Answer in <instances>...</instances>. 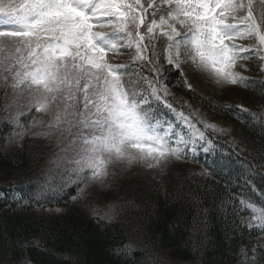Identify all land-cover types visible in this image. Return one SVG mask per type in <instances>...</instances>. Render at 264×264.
<instances>
[{"label":"snow or ice","instance_id":"6c2138e0","mask_svg":"<svg viewBox=\"0 0 264 264\" xmlns=\"http://www.w3.org/2000/svg\"><path fill=\"white\" fill-rule=\"evenodd\" d=\"M120 53H131L128 63L112 62ZM251 59L264 73V0H0V130L10 125L14 130L5 140L20 148L29 136L55 146L40 164L33 193L12 199L18 206L32 201L42 206L75 187L70 199L77 202L94 197V185L111 188L120 172L199 163L201 157L207 167L194 175L231 176L235 165L209 135L224 129L194 122L168 84L175 70L177 83L195 93L189 68L217 84H264L237 71L241 61ZM220 107L227 112L237 106ZM240 111L264 139V113ZM253 159L264 160V146ZM258 167L264 164L242 161L235 171L258 199L229 198L242 208L232 214L233 233H264V173ZM248 177H259V190ZM133 206L134 200L109 201L100 216L94 205L92 218L113 222ZM256 247L248 251L264 259ZM135 251L131 244L113 249L117 256ZM145 264H162V258L154 254Z\"/></svg>","mask_w":264,"mask_h":264},{"label":"trees","instance_id":"16d2710c","mask_svg":"<svg viewBox=\"0 0 264 264\" xmlns=\"http://www.w3.org/2000/svg\"><path fill=\"white\" fill-rule=\"evenodd\" d=\"M173 73L170 87L232 122L248 139L244 151L223 142V154L235 165L231 176L225 173L206 179L194 175L201 171L204 158L199 163L190 161L186 164L190 170L180 176L176 174L169 182L157 178L151 184L122 189L128 196L125 201L134 200L135 206L124 209L120 218L108 223L98 222L93 216L82 220L73 208L60 213L50 211L69 204L75 187L62 199L50 200L42 206L35 201L18 206L12 197L24 193L27 198L33 193L40 164L50 149H42L40 139L29 136L22 142V148L15 146L7 151L5 137L14 129L4 123L0 130V264H145L154 254L162 258V264H239L243 252L254 255L248 249L259 246L256 252L264 254V240L260 239L264 233L255 229H237L235 233L230 230L232 214L242 213V208L237 201L229 200L240 194L258 199L243 178L237 181L235 171L242 161H250L253 167L264 164V160L253 159L261 155L264 139L259 129L252 130L248 113L240 111L243 108L264 113V84H249L245 103L227 102L218 88L210 94H201L197 88L195 93L183 88L177 83L179 73L175 70ZM251 77L264 79L263 73ZM223 102L237 107L226 112L220 107ZM168 117L172 114L168 113ZM257 171L264 173V167H258ZM248 179L260 189L259 177ZM19 203L22 205L23 201ZM123 214L129 215L125 221ZM243 218L249 220L251 215L243 214ZM124 244H131L137 251L114 254L113 249ZM255 258L257 264H264L260 255Z\"/></svg>","mask_w":264,"mask_h":264},{"label":"rangeland","instance_id":"374dc122","mask_svg":"<svg viewBox=\"0 0 264 264\" xmlns=\"http://www.w3.org/2000/svg\"><path fill=\"white\" fill-rule=\"evenodd\" d=\"M146 3V0H145ZM258 3V0H257ZM238 43L244 44L245 46H249L253 43L251 40H241ZM131 53H120L117 54L112 62L113 63H125L127 60L129 61V57ZM240 64L244 65L243 67H237V71L242 73L247 77H257L260 76L261 73L257 72L255 69L259 67V62L255 59H251L248 61H241ZM186 75L188 76L189 82L193 84V87L201 94H210L215 88H218L222 92V96L226 99L227 102L238 101L245 103L247 100L246 98L249 95L250 90L248 88L243 87L242 84L238 85H226V84H217L211 78H209L206 74L194 73L190 68L186 69ZM170 89V88H169ZM176 99L181 100L184 102L183 110L186 114L189 112L193 113L194 120H202L208 123H213L218 126V128L224 129L223 132H212L215 135L222 136L225 140L230 142L232 145L237 146V148L241 150H245L248 146V140L246 137L241 133V131L236 128L231 122H228L222 118H219L212 113H209L207 110L203 108V106L194 100H191L186 94L184 93H176L174 89H170ZM1 91V90H0ZM171 99V97L169 98ZM3 104V92H0V105ZM32 116H39V114L33 113ZM9 134L8 136H10ZM38 140V139H37ZM42 144V149H46L48 147L50 151L55 150V146L50 144L48 140L40 139L38 141ZM37 142V143H38ZM16 145L14 144H6L7 151L13 150ZM190 168L185 163L176 164L175 166H170L165 169H157V170H147L144 168H134L127 173L120 172L118 173L117 180L111 186V188L100 189L98 186H93L90 191L95 193L94 197H89L88 199H81L77 202L70 201L69 204H65L62 207H58L62 210H66L68 208H73L76 212V215L79 216L82 220H88L93 213L91 211L92 207L98 206L97 208V215L102 216L103 212L105 211V205L109 201H115L117 203H122L125 201L128 196H125L124 193L121 191L124 188H132L134 185L142 186L143 184H151L157 178H161L169 182L172 177L176 174L180 176L183 172L189 171ZM159 179V180H161ZM83 187V185H81ZM119 187V192L118 188ZM117 190V191H116ZM117 193H116V192ZM57 208H52L50 211H54ZM49 211V210H48ZM55 212V211H54ZM129 215H122L123 221L127 219ZM121 215L118 217L120 218ZM251 220V219H250ZM264 240V235L260 238ZM253 260L256 258L247 257L246 253L241 254L240 263L247 264L249 260Z\"/></svg>","mask_w":264,"mask_h":264}]
</instances>
